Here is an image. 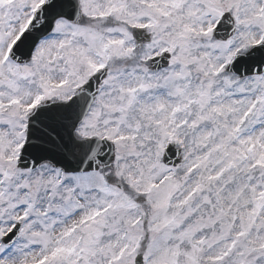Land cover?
Masks as SVG:
<instances>
[{
    "label": "snow or ice",
    "instance_id": "obj_1",
    "mask_svg": "<svg viewBox=\"0 0 264 264\" xmlns=\"http://www.w3.org/2000/svg\"><path fill=\"white\" fill-rule=\"evenodd\" d=\"M0 264H264V0H0Z\"/></svg>",
    "mask_w": 264,
    "mask_h": 264
}]
</instances>
